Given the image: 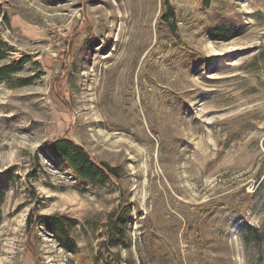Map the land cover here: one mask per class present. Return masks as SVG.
Instances as JSON below:
<instances>
[{
	"label": "rangeland",
	"instance_id": "rangeland-1",
	"mask_svg": "<svg viewBox=\"0 0 264 264\" xmlns=\"http://www.w3.org/2000/svg\"><path fill=\"white\" fill-rule=\"evenodd\" d=\"M0 48V264H264V0H0ZM63 137L120 177L81 180Z\"/></svg>",
	"mask_w": 264,
	"mask_h": 264
},
{
	"label": "trees",
	"instance_id": "trees-1",
	"mask_svg": "<svg viewBox=\"0 0 264 264\" xmlns=\"http://www.w3.org/2000/svg\"><path fill=\"white\" fill-rule=\"evenodd\" d=\"M166 14L164 19L167 22L176 19L177 15L174 8L166 2ZM171 25H173L171 23ZM237 27L233 26L230 28H225L224 26H218L215 28L214 35L217 38L228 40L233 36L237 35ZM216 37V36H215ZM6 43V42H4ZM2 49L0 48V56L3 55ZM23 67V61L17 63L16 61L4 64L0 66V82L10 81L12 76L19 72ZM26 79H20V83H24ZM51 149L56 155L62 159L83 181L90 184L98 185L104 184L109 175L114 177H120L118 169L111 166L107 162H101L96 164L91 156V154L86 150V148L76 143L75 141L63 137L55 140L51 144ZM34 222L33 216L29 220V223ZM37 223L45 225V227L52 232L58 239L60 244L68 251L77 252L78 246L73 238L71 231L77 224V220L70 218L64 214H41L37 216ZM125 225V224H124ZM243 233L247 239H252L258 244H262L264 241V231H262L258 226L251 223L240 224Z\"/></svg>",
	"mask_w": 264,
	"mask_h": 264
},
{
	"label": "clouds",
	"instance_id": "clouds-1",
	"mask_svg": "<svg viewBox=\"0 0 264 264\" xmlns=\"http://www.w3.org/2000/svg\"><path fill=\"white\" fill-rule=\"evenodd\" d=\"M234 239L237 240L238 248L242 250L243 249V243H242V241L239 240L238 237L237 238H234ZM235 259L237 260L238 264H245V259H244V257H243L242 254L241 255H237Z\"/></svg>",
	"mask_w": 264,
	"mask_h": 264
}]
</instances>
